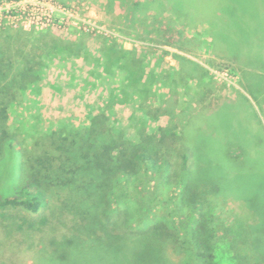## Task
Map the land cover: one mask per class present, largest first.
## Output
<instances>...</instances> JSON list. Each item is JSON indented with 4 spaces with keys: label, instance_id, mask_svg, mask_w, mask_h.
Instances as JSON below:
<instances>
[{
    "label": "rangeland",
    "instance_id": "1",
    "mask_svg": "<svg viewBox=\"0 0 264 264\" xmlns=\"http://www.w3.org/2000/svg\"><path fill=\"white\" fill-rule=\"evenodd\" d=\"M186 1L190 4L192 0ZM39 2L46 7L38 11L34 20L37 25H27L30 37L51 33L59 39L68 38L75 43L85 39L89 42L86 55L83 51L82 56L69 57L57 53L45 57L38 86L26 92L23 104L9 106V134L13 136L15 149L27 145L37 132L52 131L63 124L74 127L87 124L89 115L103 106L109 97V84L119 86L124 95L121 71L120 76L102 71L101 63L94 59L99 56L102 37L113 38L122 48L143 52L146 66L149 63L145 70L174 68L179 63L174 54H179L203 67L207 77L202 82L189 78L187 93L180 86L176 92H170V97L163 95V106L173 112L161 115L156 121L151 120L149 128L178 124L192 109L202 110L195 115L193 126L202 131L196 136L202 144L193 148L192 162L198 157L197 151L203 153L204 150L203 159L195 164L201 168L209 167V179H232L224 176L225 172L231 173L233 169L242 174L239 178L246 186L242 192L244 198L253 211L264 216V176H261L264 173V83L242 88L237 65L214 55L207 36L199 31L203 28L200 23L204 21L201 14H198L199 19L192 14L193 11L189 14L190 21L197 25L193 27L164 12L160 32L147 35L131 31L120 23L122 6L116 9V13H111L95 0ZM52 21L54 24H51ZM89 29L93 31H87ZM11 31L12 28H2L0 36ZM148 36L153 40L146 38ZM50 50L53 51H47ZM242 89L248 94H240L235 99V92ZM166 90L165 86L157 87L159 94ZM157 100L160 98L157 97ZM132 110L128 103L113 102L109 103L106 114L117 128L132 134L135 130L134 122L129 121ZM177 112H180L179 116ZM226 149L240 151L243 155L230 158L223 151ZM21 160L19 153L10 157L5 148L0 150L2 194L11 195L21 184L22 175H25ZM213 183L207 184V187L212 189ZM223 184L222 193L229 191L225 181ZM140 186L137 188L133 184V196L127 194L129 199L121 197L123 199L119 198L110 206L106 202L105 207H95L86 214L88 223L75 216L72 208H60L64 193L55 186H51L50 196L53 197L47 207L38 212L17 207L0 210V264H197L195 258L187 257L182 249H176L175 242L167 243V257L149 247L146 240L158 238H150V233H144V230L155 219L160 218L170 230L173 229L172 224L177 217L173 220L172 214L177 212V208L172 198L178 191L171 192V186L164 187L154 178L147 180L145 176H142ZM139 188L143 189V193L138 195L135 192ZM233 190L236 191L235 188ZM155 194L161 203L152 207L146 197L154 195L155 198ZM204 202L214 216L213 221L208 219L209 226L204 233L209 239L213 260L217 264H264V224L259 223L250 242L252 234L246 231L247 225L255 226L258 215L246 206L244 199L239 195L235 198L209 193ZM143 205L151 209L145 207L141 210ZM207 213L209 216V210ZM43 217L47 221L42 222ZM214 227L217 228L212 230ZM137 231L144 234H135Z\"/></svg>",
    "mask_w": 264,
    "mask_h": 264
},
{
    "label": "trees",
    "instance_id": "2",
    "mask_svg": "<svg viewBox=\"0 0 264 264\" xmlns=\"http://www.w3.org/2000/svg\"><path fill=\"white\" fill-rule=\"evenodd\" d=\"M107 1L109 8L115 2L120 6L124 5L123 26L131 31L147 35L160 32L164 12L175 14L180 21L191 25L194 22L190 21L189 14L193 11L192 14L197 15V19L198 14H201V19L204 20L201 23L207 25L206 32L211 36L210 49L216 50L222 46L234 57L238 55L239 58L245 53L246 59L250 60L255 55L252 52L254 46L264 47V0H192L190 4L186 0H167L168 4L166 0ZM258 31L263 35H258ZM102 38L98 47L99 56L94 59L101 63L102 71L119 69L127 80L125 87H130L134 93L132 104H136V107L129 118L130 122H134L135 130L132 134L117 128L109 120L106 114V110H109L108 97L103 106L89 115L87 124L76 127L63 124L52 131L37 132L27 145L15 149L13 136L9 134V106L23 104L26 92L38 86L42 79L45 57L57 53L69 57L82 56L83 51L86 55L87 47L83 40L75 43L68 38L59 39L51 33L30 37L22 29H13L0 36V150L5 148L10 157L15 153L21 154L25 170L22 182L14 193L4 195L0 192V210L17 207L32 213L38 212L47 207L49 199L53 197L50 196L51 186H55L64 193L60 208H72L75 216L88 223L86 214L95 207H105L106 202L110 206L121 197L129 199L127 194L132 195L133 184L137 188L141 187L142 176L147 180L154 178L164 187L171 186V192L178 191L172 198L177 208L172 217L173 220L177 218L171 230L160 218H154L155 222L145 227L144 233L149 232L150 238H158L146 240L149 247L161 251L167 257L165 247L172 241L175 242L176 249H182L187 257L195 258L197 264H217L212 258L209 239L204 236L209 226L208 219H214L209 205L205 207L204 199L207 195H232L235 198L239 195L244 199L246 206L258 215V225H247L246 231L252 234L250 242L259 223L264 224V216L253 211L244 198L242 192L246 186L239 178L242 174L227 168L231 173L225 172L224 177L232 179H209V167L201 168L195 164L203 159L206 153L204 150L203 153L197 151L198 157L192 162L193 148L202 144V141L196 140L197 134L202 131L193 128L195 115H199L202 110L192 109L184 121L181 120V124L156 128H149L148 124L151 120H158L163 114L173 112L163 106V95L170 97V92H176L180 86L187 93V80L193 77L199 82L204 81L207 77L206 70L193 60L178 54H174L179 61L174 68L145 70L149 63L146 66L143 52L137 56L136 51L122 48L113 38ZM146 38L153 40L149 36ZM48 49L53 51H47ZM199 71L202 72L198 74ZM158 85L165 86L166 92L159 94ZM109 89L111 99L116 98L117 93ZM184 113L185 111L183 116ZM223 151L230 158L243 155L240 151ZM261 176L263 178L264 173ZM224 181L230 190L222 193ZM210 183H213L212 189L207 187ZM142 191L139 188L135 193L139 195ZM157 194L155 198L154 195L146 197L147 203L152 207L161 203ZM145 207L151 209L148 205H143L140 209ZM45 221L47 218L43 217L42 222ZM144 233L137 231L135 234ZM256 255L258 257L257 251Z\"/></svg>",
    "mask_w": 264,
    "mask_h": 264
},
{
    "label": "crops",
    "instance_id": "3",
    "mask_svg": "<svg viewBox=\"0 0 264 264\" xmlns=\"http://www.w3.org/2000/svg\"><path fill=\"white\" fill-rule=\"evenodd\" d=\"M95 1L98 2L99 6H104L111 13L112 12L116 13V11H117L116 9L119 8V6H120L117 2H115L114 5L112 6V8H109V2L107 0H95ZM122 6H124V5H122ZM124 14L125 13H124V7H123L122 8V19H121V17H119L120 15H117L119 17V21L121 24L125 23L124 22L125 21L124 20V17H125ZM173 15H175V14H173ZM176 17H178V16L176 15ZM200 24H201V26H203V28H201V30H199V31L203 32L207 36L206 39H207L208 43H210L211 36L206 32L207 25L205 23H200ZM191 26L196 27L197 25L192 23ZM263 31H264V29H263ZM257 33H258V35H263L260 31H258ZM262 38H264V37L262 36ZM253 40L255 43L258 42L256 38H254ZM84 42H85L86 47H88L87 44L89 41L85 39ZM126 50H130V49H126ZM211 50H212L213 54L217 55L220 59H223L226 62H231L232 64L237 65L236 66L237 70L240 72V76H241L240 79H241V83H242V88L245 86H249V87L258 86V84L264 83V47L259 48L257 46H254V49H252V52H255V55H253L250 60L246 59L245 53H242L239 58H238V55H237V57L236 56L234 57L226 49H223L222 46L217 48L216 50L214 48H211ZM130 51H132V50H130ZM136 55L138 56L139 53L136 52ZM110 70L111 71H109V73L114 74V75L117 73L120 76V70L119 69H113L112 68ZM246 72H248V73H246ZM121 74L123 77L121 86L123 87V86L127 85L128 83H127V80L124 78L122 72H121ZM109 86L111 87V89L114 92L117 93V97L114 99L113 98L111 99V93H109V103H113L116 100L115 102H122V103L130 104L131 109L132 108L134 109L136 107V104H132V100H134V93L131 92L130 87L126 86L124 89V95H122V93L119 91L120 90L119 86L113 85V84H109ZM240 91L241 92H239V91L235 92V94H234L235 99H237L240 94H242V95L248 94V92H246L244 89H242ZM244 97L246 98L247 96H244ZM124 99H126V100H124ZM112 109H113V107H112ZM262 109L264 111V101L262 102Z\"/></svg>",
    "mask_w": 264,
    "mask_h": 264
},
{
    "label": "built area",
    "instance_id": "4",
    "mask_svg": "<svg viewBox=\"0 0 264 264\" xmlns=\"http://www.w3.org/2000/svg\"><path fill=\"white\" fill-rule=\"evenodd\" d=\"M39 1L43 0H0V28L27 30V25L35 24L38 11L46 7ZM46 11V9H43ZM51 14L49 15V23ZM22 22V23H20ZM48 23V24H49ZM51 24H54L52 21ZM37 25V24H35ZM92 32L93 30H87Z\"/></svg>",
    "mask_w": 264,
    "mask_h": 264
}]
</instances>
